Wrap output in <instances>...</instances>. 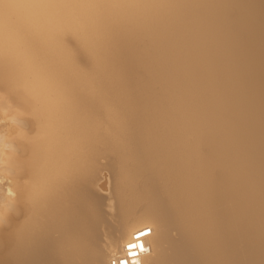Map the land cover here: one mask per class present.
<instances>
[{"label":"bare ground","instance_id":"1","mask_svg":"<svg viewBox=\"0 0 264 264\" xmlns=\"http://www.w3.org/2000/svg\"><path fill=\"white\" fill-rule=\"evenodd\" d=\"M0 92V264H264V0H0Z\"/></svg>","mask_w":264,"mask_h":264},{"label":"rangeland","instance_id":"2","mask_svg":"<svg viewBox=\"0 0 264 264\" xmlns=\"http://www.w3.org/2000/svg\"><path fill=\"white\" fill-rule=\"evenodd\" d=\"M1 93V92H0ZM3 96H1V94H0V98H6L5 96H4V94H2ZM7 100H8V102H9V104L7 103V101H6V99H5V103L7 104V105H9V107L8 106H6L5 105V107L4 108H1L3 105L1 104V102H0V104L2 105H0V109H1V112H2V114L4 115V122L8 125V121L9 122H12V120L14 119V121L16 120V122L15 123H17V125H18V127H19V124H18V121H17V118L18 119H23V118H27V119H24L25 121H23V124H24V122H25V124H24V126L27 124V127H29V128H27L26 127V129H27V131H30V129H31V134L33 135L34 133H35V131H37V124L34 122L35 121V119H33V117H31L30 115L31 114H29L28 112H26L25 110H22L21 108V110L20 109H18L19 107H16V106H11V104H12V102L11 101H9V99L7 98ZM11 106V107H10ZM13 108L14 107V109H11V111H10V109H6V108ZM16 108V109H15ZM4 109H6L5 111H4ZM17 109L18 110H20V111H22L21 113H20V111H17ZM3 110V111H2ZM15 110V111H14ZM3 112H5V114L3 113ZM19 112V113H18ZM23 113H28L26 116H24V114ZM10 114V115H9ZM12 114V115H11ZM16 114H17V117L15 118V116H16ZM15 115V116H14ZM21 115V116H20ZM9 118H8V117ZM29 116V117H28ZM1 116H0V120L3 122V118H2ZM11 117H14V118H11ZM8 118V119H7ZM32 118V119H31ZM6 119V120H5ZM9 119H11V120H9ZM27 120V121H26ZM7 121V122H6ZM2 122H0V125H1V127H3V124L4 123H2ZM21 122V121H20ZM28 122V123H27ZM32 122H34V127L32 126ZM2 123V124H1ZM32 123V124H31ZM28 124H30V126L28 125ZM6 126V125H5ZM33 129H32V128ZM36 127V128H35ZM36 130H35V129ZM20 129V128H19ZM33 131H34V133H33ZM5 132H7V131H5ZM4 132V134H6ZM30 134V135H31ZM2 177H4V178H2ZM2 177H1V175H0V178H2L3 180H1L0 179V184H1V186H0V189H2V191L3 192H5L4 194H6V192H7V189H8V187L6 188L5 186H7L6 184H8L9 182H10V179L9 178H6L7 176H4V174H2ZM5 178L6 179H8L9 180V182H8V180L7 181H4L5 180ZM2 182V183H1ZM5 182H6V184H5ZM1 191V190H0ZM107 192V191H106ZM0 193H2V192H0ZM107 200H104V202H102V204L101 205H103V212H104V215H105V222H107L108 224H114V227H116V226H118L119 225V219H120V217H119V212H118V207L116 206V202L114 201V199L112 198V195L110 194V195H108L107 197H105ZM0 199H1V197H0ZM1 201V200H0ZM1 203V202H0ZM5 252V251H4ZM4 252H1L0 254H2V255H6V252L4 253Z\"/></svg>","mask_w":264,"mask_h":264},{"label":"clouds","instance_id":"3","mask_svg":"<svg viewBox=\"0 0 264 264\" xmlns=\"http://www.w3.org/2000/svg\"><path fill=\"white\" fill-rule=\"evenodd\" d=\"M0 226H3V225H0Z\"/></svg>","mask_w":264,"mask_h":264}]
</instances>
